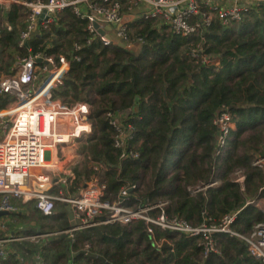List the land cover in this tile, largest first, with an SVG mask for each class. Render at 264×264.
Segmentation results:
<instances>
[{"label": "trees", "instance_id": "trees-1", "mask_svg": "<svg viewBox=\"0 0 264 264\" xmlns=\"http://www.w3.org/2000/svg\"><path fill=\"white\" fill-rule=\"evenodd\" d=\"M117 1L129 14L128 0ZM25 16L26 8L16 4L3 15L11 29L0 26V64L5 65L0 70L9 72L27 48L79 58L72 59L54 96L64 104L82 100L90 106L92 133L79 138L77 152L102 165L104 200L132 209L166 201L167 215L178 214L192 224L217 225L234 214L228 227L238 233L264 220L258 205L264 199V168L254 164L264 157V2L231 25L215 19L188 37L173 33L160 19L139 14L126 19L130 38L140 39L131 48L114 41L105 44L71 7L40 25L26 46L18 47ZM196 44L199 55L192 57L190 48ZM8 98L0 99V109ZM223 109L231 114L234 128L222 157L215 155L213 120ZM110 112L125 128L131 127L123 149L113 145ZM76 166L70 192L94 173L91 166L83 171ZM237 171L242 181L236 180ZM129 187L121 197V190ZM12 203L18 210L11 219L32 203L43 222L40 230L21 227L20 233L50 231L49 222L56 223L58 231L68 229L61 202L50 215L42 214L33 201ZM149 213L157 216L159 209ZM147 226L142 220L110 222L74 231L72 237L57 233L40 246L12 243L18 246L5 264H19L16 255L32 259L36 252L41 264H260L241 239L226 232L213 234L217 251L203 256L199 236L156 225H150L148 233Z\"/></svg>", "mask_w": 264, "mask_h": 264}, {"label": "built area", "instance_id": "built-area-1", "mask_svg": "<svg viewBox=\"0 0 264 264\" xmlns=\"http://www.w3.org/2000/svg\"><path fill=\"white\" fill-rule=\"evenodd\" d=\"M263 2L128 0V9L145 18L160 19L173 33L188 37L200 34L215 19L222 26L231 25L249 9ZM12 4L26 8L18 47L26 46L27 40L38 33L39 26L51 23L65 7H71L77 17L86 18L88 31L98 35L105 44L122 42L125 48H131L136 41H140L139 38H130L122 5L117 0H0V17ZM93 22L99 23L103 29L104 25L113 28L112 34L105 29L111 38L99 35ZM3 26L11 29L5 20ZM199 51V44L191 46L190 55L198 57ZM72 59L79 58L46 54L40 50L33 52L27 48V53L19 56L12 66V72L0 77V99L9 96L0 109V212H6L0 215V261L12 253L13 242L36 238L41 234L32 232L29 236H22L9 227L11 214L18 210L12 203L14 199L22 203L33 201L44 215L53 212L56 201L68 205L74 218L79 221L74 228L62 231L71 237L74 231L105 223L127 224L142 220L148 225V233H152L150 225H156L162 229L199 236L203 256L217 251L213 234L226 232L241 239L248 253L264 264V220L253 225L250 231L238 233L228 227L234 214L224 216L217 225L205 221L192 224L178 214L167 215L164 211L166 201L132 209L104 200L106 184L99 175L102 165L77 151H63L77 143L79 138L86 139L92 133L87 102L79 100L64 104L54 96L55 90L64 83ZM202 60L207 61L204 56ZM107 116L114 130L113 145L123 149L130 137L131 127L125 128L114 113H107ZM213 124L216 126L215 155H222L230 130L234 128L231 114L226 109L221 110ZM81 162L91 166L94 173L74 193H70L69 185L75 178L73 166ZM254 164L264 168V157L256 159ZM235 176L236 180H241V171L235 172ZM130 188L122 189L121 197ZM153 209H159L157 216L150 215ZM262 210L264 214V208Z\"/></svg>", "mask_w": 264, "mask_h": 264}, {"label": "rangeland", "instance_id": "rangeland-1", "mask_svg": "<svg viewBox=\"0 0 264 264\" xmlns=\"http://www.w3.org/2000/svg\"><path fill=\"white\" fill-rule=\"evenodd\" d=\"M123 15H124V17H126V19H128L130 14H126L125 12H123ZM3 24H4L3 17H0V26L3 27ZM18 57H16V60H15L14 63H16ZM3 61H5V62L8 61V57L5 56L4 59H3ZM0 65L3 68L5 66L4 64H0ZM11 68L12 67H9V72L8 71L5 72L4 69H1L0 70V77L1 76L8 75L10 73ZM117 115H119V114L117 113ZM78 144H79L78 142L77 143L74 142L72 145H70V147H68L67 149L65 148L63 151L64 152H71V151H75L76 152L77 151V148L80 147ZM225 150L222 152V157L225 154ZM76 167L80 171H83V170H85L84 168L88 167V164L86 162H81ZM85 179H87V178H85ZM69 192H70V190H69ZM70 193H74V192H70ZM15 201L18 203L17 200H15ZM57 203H59V204H57ZM57 203L55 204L56 205L55 206L56 208L60 205V202H57ZM263 207L264 206H262V208ZM22 211H23V213H22V215L20 217H15L14 216L13 219H11V226L10 227H12L16 231H19V228H21V227H27V228H31L32 227V228L39 229V225H40V222L41 221H40L38 215L34 212L33 204L32 203L26 204V206L22 209ZM41 223H43V222H41ZM49 224L51 226H53V229L52 230L48 231L47 229H43V230H41V234L38 235L36 238H26L25 240L16 241V242H13V243H20V244H22V243L29 242V243H32V244H35V245H39V246L42 245V244H44L46 241H48V240H50L52 238L57 237L58 236L57 233L62 232V231H58V230H56V228H54V226H56V223L49 222ZM17 233H20V232H17ZM31 234H33L31 231H26L25 233L21 232V235L22 236H29ZM15 246H18V245H15ZM15 246H13L11 244V250L15 251L14 250L15 249Z\"/></svg>", "mask_w": 264, "mask_h": 264}, {"label": "water", "instance_id": "water-1", "mask_svg": "<svg viewBox=\"0 0 264 264\" xmlns=\"http://www.w3.org/2000/svg\"><path fill=\"white\" fill-rule=\"evenodd\" d=\"M93 26H94V28L96 29V31L98 32L99 35H103V36H104L105 38H107V39H110V38H111V36H110L109 33H105V29H106V30H109L110 26H108V27H106L105 29H103V28L100 27L99 23H97V22H93ZM118 45H119L120 47H124V46H125L124 43H122V42H118ZM133 110H136V106L133 107ZM128 190H131V188L128 189ZM63 212H66V213H67L68 222H69V224H68V228L72 229V228H74L76 225H78L79 221H78L77 219L74 218V215H73V213H72V211H71V209H70V207H69L68 205H65V207H64V209H63ZM5 213H6V212H0V215L5 214ZM33 232H34V233H40L37 229H34ZM61 235H62V236H66L65 233H62ZM80 252H85V251H84V250H81ZM89 255H90V256H93V257H96V258H98V259H100V260L102 259L101 256L96 255V254H91V253H89ZM105 264H109V263H108V262H105Z\"/></svg>", "mask_w": 264, "mask_h": 264}, {"label": "crops", "instance_id": "crops-1", "mask_svg": "<svg viewBox=\"0 0 264 264\" xmlns=\"http://www.w3.org/2000/svg\"><path fill=\"white\" fill-rule=\"evenodd\" d=\"M130 15H129V18H134V17H137L139 14L137 13V12H130L129 13ZM104 27L106 28V27H108V26H106V25H104ZM112 30H113V28H109V30H107V32H110L111 34H112ZM239 181H242V178H241V180H239ZM258 205L260 206V207H262V206H264V199H262V200H260V201H258ZM65 207V206H64ZM264 208V207H263ZM65 214L67 215V213L65 212ZM67 219H68V217H67ZM10 228H12V227H10ZM12 251V254L14 253V251L13 250H11ZM16 257V260L19 262V264H41V262H40V257H39V252H36V253H34L33 254V256H32V259H28V258H23V257H21L20 255H16L15 256ZM10 258V256H8L7 258H5V259H2L0 262H1V264H5V262L8 260Z\"/></svg>", "mask_w": 264, "mask_h": 264}]
</instances>
